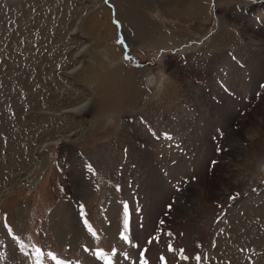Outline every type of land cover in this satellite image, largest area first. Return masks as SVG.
Returning <instances> with one entry per match:
<instances>
[{
  "label": "rangeland",
  "instance_id": "1",
  "mask_svg": "<svg viewBox=\"0 0 264 264\" xmlns=\"http://www.w3.org/2000/svg\"><path fill=\"white\" fill-rule=\"evenodd\" d=\"M0 264H264V0H0Z\"/></svg>",
  "mask_w": 264,
  "mask_h": 264
},
{
  "label": "snow or ice",
  "instance_id": "2",
  "mask_svg": "<svg viewBox=\"0 0 264 264\" xmlns=\"http://www.w3.org/2000/svg\"><path fill=\"white\" fill-rule=\"evenodd\" d=\"M125 239H127V237H125Z\"/></svg>",
  "mask_w": 264,
  "mask_h": 264
}]
</instances>
